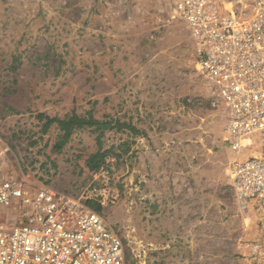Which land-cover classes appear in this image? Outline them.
Instances as JSON below:
<instances>
[{
  "label": "rangeland",
  "instance_id": "obj_1",
  "mask_svg": "<svg viewBox=\"0 0 264 264\" xmlns=\"http://www.w3.org/2000/svg\"><path fill=\"white\" fill-rule=\"evenodd\" d=\"M209 1L252 11L253 0ZM73 110L142 133L106 131L101 148L119 157L91 172L99 132L78 130L55 152L58 129L42 134L36 118ZM226 128L172 0H0V180L101 205L127 264H264V216L241 207L231 173L235 158L264 150L233 153ZM14 221L0 207V223Z\"/></svg>",
  "mask_w": 264,
  "mask_h": 264
},
{
  "label": "built area",
  "instance_id": "obj_2",
  "mask_svg": "<svg viewBox=\"0 0 264 264\" xmlns=\"http://www.w3.org/2000/svg\"><path fill=\"white\" fill-rule=\"evenodd\" d=\"M187 24L200 72L227 110L233 153L264 150V0L247 16L220 12L209 0H172ZM233 183L242 208L264 216V156L235 158ZM0 264H127L119 231L82 195L56 192L26 179L0 180Z\"/></svg>",
  "mask_w": 264,
  "mask_h": 264
},
{
  "label": "trees",
  "instance_id": "obj_3",
  "mask_svg": "<svg viewBox=\"0 0 264 264\" xmlns=\"http://www.w3.org/2000/svg\"><path fill=\"white\" fill-rule=\"evenodd\" d=\"M13 64L14 67L17 68L21 65V61H19L18 58H14ZM36 118L40 123H42L40 129L42 134H46L52 127H56L58 129L59 133L56 143L53 147L55 152H61L72 139L73 134L78 130L94 128V130L99 132L97 137L99 149L95 153L91 154L86 160V166L91 172H97L102 167H105L107 164V158L112 154H114L112 156L119 157V155L114 153L113 147L104 151L102 150L101 139L106 131H129L134 135H139L142 133V131L131 122L123 121L121 119L102 120L97 118L92 110L87 111L85 114H79L73 110L71 113H68L65 116H51L45 112H39L37 113ZM87 203L99 213L102 212L101 205L89 200H87Z\"/></svg>",
  "mask_w": 264,
  "mask_h": 264
}]
</instances>
